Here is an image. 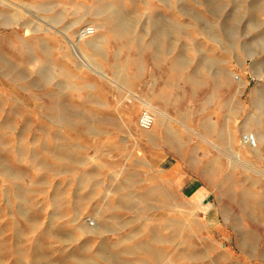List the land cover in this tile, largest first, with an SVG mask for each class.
<instances>
[{
	"label": "rangeland",
	"instance_id": "obj_1",
	"mask_svg": "<svg viewBox=\"0 0 264 264\" xmlns=\"http://www.w3.org/2000/svg\"><path fill=\"white\" fill-rule=\"evenodd\" d=\"M254 131L264 0H0V264H264Z\"/></svg>",
	"mask_w": 264,
	"mask_h": 264
},
{
	"label": "bare ground",
	"instance_id": "obj_2",
	"mask_svg": "<svg viewBox=\"0 0 264 264\" xmlns=\"http://www.w3.org/2000/svg\"><path fill=\"white\" fill-rule=\"evenodd\" d=\"M97 29L99 28V26H97V25H95V24H93ZM84 27V26H83ZM94 27V28H95ZM96 28H95V32H94V34L96 33ZM94 34H93V36H94ZM98 35V34H97ZM92 36V35H91ZM79 37H81L82 39L83 38H86V37H90V36H87L86 34L84 35L83 33L81 34L80 32H79ZM93 38V37H92ZM72 44L73 45H75V47L76 48H79V46H81L79 43H75V41L72 39ZM80 42V41H79ZM96 44H98V43H96ZM94 45V44H93ZM95 46V45H94ZM135 107V106H134ZM137 108V107H136ZM253 135H251L250 136V134H248V138L247 139H245V137H243L242 138V140H241V143L242 144H244V143H246L247 145H249V146H251L253 149H257V147H258V144H260V143H262V141L264 140V135H262L261 133H259L258 131H254L253 133H252ZM247 135V134H246ZM254 141H255V143H254Z\"/></svg>",
	"mask_w": 264,
	"mask_h": 264
},
{
	"label": "built area",
	"instance_id": "obj_3",
	"mask_svg": "<svg viewBox=\"0 0 264 264\" xmlns=\"http://www.w3.org/2000/svg\"><path fill=\"white\" fill-rule=\"evenodd\" d=\"M95 32L94 26H84L80 33L86 34L87 36L93 35ZM155 122V116L148 110H145L140 118V125L144 129H150Z\"/></svg>",
	"mask_w": 264,
	"mask_h": 264
}]
</instances>
